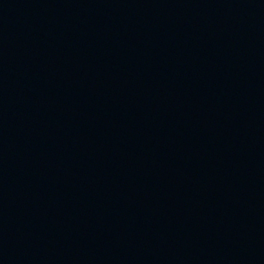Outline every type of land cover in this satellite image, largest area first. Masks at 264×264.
<instances>
[{
  "label": "water",
  "instance_id": "1",
  "mask_svg": "<svg viewBox=\"0 0 264 264\" xmlns=\"http://www.w3.org/2000/svg\"><path fill=\"white\" fill-rule=\"evenodd\" d=\"M0 264H264V0H0Z\"/></svg>",
  "mask_w": 264,
  "mask_h": 264
}]
</instances>
